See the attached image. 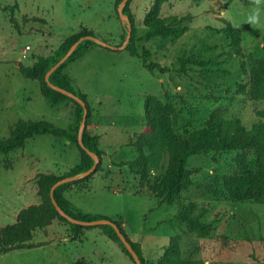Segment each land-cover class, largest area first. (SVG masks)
<instances>
[{"label":"rangeland","instance_id":"374dc122","mask_svg":"<svg viewBox=\"0 0 264 264\" xmlns=\"http://www.w3.org/2000/svg\"><path fill=\"white\" fill-rule=\"evenodd\" d=\"M116 1L0 0V137H8L21 119H45L64 128L71 125L74 103L51 106L39 81L20 73L19 62L32 65L53 54L82 27L92 29L109 44H122L128 24L118 14ZM155 1L130 3L137 56L125 49L94 46L65 68L74 90L86 94L91 110L88 129L100 137L103 151V171L66 197L79 209L122 219L128 236L143 246L147 264L162 257L171 237L179 233L183 224L176 215L189 202L208 208L206 221H215L216 230L208 236H184L185 258L203 259L207 264H264V200L234 202L222 190L223 176L237 168L236 154L194 158V185L178 204L170 205L160 204L131 171L130 161L139 153L127 146L131 137L144 130L147 104L157 112L170 137L203 126L218 109L225 110L226 118H240L251 128L258 120L257 111L264 109V100H251L246 92L251 60L264 57V0H167L159 15L190 14L189 29L179 38L146 39V21ZM253 11L261 16L255 26L247 21ZM222 19L242 30L240 45L221 31ZM182 58L187 60L185 66ZM80 160L76 144L52 134L37 135L8 156L0 153V228L30 216L40 220L43 205L36 175H64ZM169 161L170 151L164 149L148 180L161 178ZM24 209L28 211L22 217ZM67 234L72 235L70 225L53 220L51 226L34 232V241L46 245L0 254V264H72L81 257L94 264H134L98 228L87 231L79 241L67 240Z\"/></svg>","mask_w":264,"mask_h":264},{"label":"trees","instance_id":"16d2710c","mask_svg":"<svg viewBox=\"0 0 264 264\" xmlns=\"http://www.w3.org/2000/svg\"><path fill=\"white\" fill-rule=\"evenodd\" d=\"M121 1H116V10ZM166 1L156 0L152 6L151 15L149 14L146 21V39L155 37L179 38L189 29V23L193 19L190 14L167 17L159 15L162 4ZM131 2L132 0H128L124 8V12L129 15L133 27L130 42L125 50L132 56H137L138 46L135 40L136 32L134 29L135 16L130 8ZM222 20L225 26L221 31L234 44L240 45L243 40L242 30L235 27L231 21ZM87 35L95 36V33L92 29L82 27L79 31L70 34L53 54L40 57L32 65H25L19 62L20 73L25 78L39 81L41 92L51 106H56L64 101L74 103L75 118L68 128L58 126L45 119L39 121L21 119L11 127V133L8 137H0V153L8 156L17 149L25 148L29 139L37 135L52 134L58 139L64 138L76 144L81 152V160L78 165L64 175L44 172L36 175L38 195L43 205L41 211L42 217L40 220H36L30 216L19 224H8L1 227L0 254H6L14 250L34 249L46 245L48 242L34 241V232L38 228L50 226L53 220L58 219L70 225L72 241L81 240L86 230L93 228L101 229L110 240L117 242L131 261L136 264L134 257L126 248L112 225L84 226L72 223L58 212L51 197L52 187L61 178L85 172L94 165L93 157L80 146L78 141L79 127L84 114L83 106L70 96L52 89L45 79L47 72L68 52L70 47L81 37ZM94 46L103 47L93 40L82 41L71 56L50 77V80L54 84L72 91L86 101L88 116L83 133V141L86 147L94 151L100 158L97 168L90 175L63 183L56 187L54 191V197L60 206L69 215L82 220L108 218L103 214L83 211L75 207L66 197L68 190L74 187L81 190L97 171H103L101 167L103 151L100 148V137L92 134L88 129L91 110L86 94L74 90L71 78L65 73V68L71 61L85 55ZM103 48L109 51H119L106 47ZM145 54L144 58H147ZM181 61L183 66H185L184 64L187 60L182 58ZM148 67L151 68L152 65H148ZM246 92L251 100H264V57L253 58L251 60L250 82ZM256 115L258 120L252 124L251 128H247L240 118H226L225 110L218 109L203 126L187 129L170 137L168 136L170 135L169 132L158 118L157 112L147 104L144 130L139 136L131 137L127 143V146L132 147L139 153L136 159L130 161V169L135 175L139 176L144 185L146 183V187L159 200L160 204L175 205L181 201L183 194L195 183L193 177L194 171L191 169L194 158L208 155L209 153H234L236 154L234 159L237 163V168L222 178V190L226 198L234 202H262L264 200V109L258 110ZM164 149L170 151L169 166L161 178L156 181H150L148 179L151 170L160 163ZM250 155H254V158H250ZM27 211L28 209L22 210L20 215L23 217ZM208 213L207 207H198L195 202H189L186 206L180 207L176 218L183 226L179 233L171 237L163 256L158 258L153 264H207L203 259L185 258L181 243L184 236L188 234L196 233L199 236H208L216 230L215 221H206ZM111 220L118 224L123 234L133 245L141 258L142 264H147L141 243L133 241L128 236L124 229L123 220ZM72 264L94 263L81 257Z\"/></svg>","mask_w":264,"mask_h":264},{"label":"water","instance_id":"95a60500","mask_svg":"<svg viewBox=\"0 0 264 264\" xmlns=\"http://www.w3.org/2000/svg\"><path fill=\"white\" fill-rule=\"evenodd\" d=\"M128 0H122L120 2V4L118 5V13L120 15L121 18H123L124 20H126L127 24H128V32H127V36L125 41L121 44V45H112L107 43L106 41H103L101 39H99L96 36H92V35H87L84 37H81L79 40H77L68 50V52L56 63L54 64L51 69L47 72L46 74V81L48 83V85L56 90L59 91L65 95L70 96L71 98L75 99L78 103H80L83 108H84V114H83V118L79 127V134H78V141L80 146L90 155L93 157L94 159V165L88 169L85 172L79 173L77 175L74 176H69V177H64L61 178L58 182H56L54 184V186L51 189V197H52V201L54 206L56 207V209L58 210V212L64 216L67 220H69L72 223L75 224H80V225H84V226H99V225H105V224H109L112 225L115 229V231L117 232V234L119 235L120 239L122 240V242L124 243V245L126 246V248L129 250V252L132 254V256L134 257L136 264H142L141 258L139 257L138 253L136 252V250L134 249L133 245L130 243V241L127 239V237L123 234V232L121 231V229L119 228L118 224L113 222L111 219L109 218H101V219H96V220H82V219H78L75 218L71 215H69L58 203V201L55 199L54 197V191L55 188L58 187L59 185L66 183V182H70L73 181L75 179L81 178V177H85L90 175L98 166L99 162H100V158L99 156L92 151L91 149H89L88 147H86V145L84 144L83 141V133L85 131V127L87 124V116H88V108H87V103L84 99H82L80 96L76 95L75 93H73L72 91L58 86L56 84H54L51 80V74L61 65L63 64L70 56L71 54L76 50V48L78 47V45L84 41V40H93L97 43H100L103 47L112 49V50H122L125 49L128 45V43L130 42L131 36H132V23L131 20L129 18V15L127 13L124 12V8L127 4Z\"/></svg>","mask_w":264,"mask_h":264},{"label":"clouds","instance_id":"9594fccd","mask_svg":"<svg viewBox=\"0 0 264 264\" xmlns=\"http://www.w3.org/2000/svg\"><path fill=\"white\" fill-rule=\"evenodd\" d=\"M247 21L251 22V24L258 25L261 23V16L259 11H253L251 14L248 15Z\"/></svg>","mask_w":264,"mask_h":264},{"label":"crops","instance_id":"0c3cea01","mask_svg":"<svg viewBox=\"0 0 264 264\" xmlns=\"http://www.w3.org/2000/svg\"><path fill=\"white\" fill-rule=\"evenodd\" d=\"M96 48H97V47H96ZM75 190L79 191L76 187H74L73 189L68 190V191L66 192V194H67L68 192H70V191H75ZM81 210L86 211V212H89V211L84 210V209H81ZM124 225L126 226L125 223H124ZM50 226H51V225H50ZM94 229H95V228H94ZM98 229H99V228H98ZM87 231H89V230H86V231H85L84 236H85V234H86ZM100 231H101V229H100ZM101 232H102V231H101ZM102 233H103V232H102ZM103 234H104V233H103ZM104 235H105V234H104ZM84 236H83V237H84ZM83 237H82V238H83ZM65 238L68 240L69 238H71V235L67 234ZM78 241H79V240H78ZM142 247H143V246H142Z\"/></svg>","mask_w":264,"mask_h":264}]
</instances>
